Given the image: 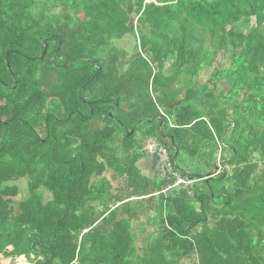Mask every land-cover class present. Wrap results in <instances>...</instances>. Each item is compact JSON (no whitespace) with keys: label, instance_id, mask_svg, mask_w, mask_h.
Segmentation results:
<instances>
[{"label":"trees","instance_id":"trees-1","mask_svg":"<svg viewBox=\"0 0 264 264\" xmlns=\"http://www.w3.org/2000/svg\"><path fill=\"white\" fill-rule=\"evenodd\" d=\"M127 35L133 55L113 43ZM142 127L190 189L157 194L169 182L142 175ZM200 151L223 170L184 171L178 158ZM20 180L30 195L16 203ZM25 251L35 264H264V0H0V254Z\"/></svg>","mask_w":264,"mask_h":264},{"label":"crops","instance_id":"crops-1","mask_svg":"<svg viewBox=\"0 0 264 264\" xmlns=\"http://www.w3.org/2000/svg\"><path fill=\"white\" fill-rule=\"evenodd\" d=\"M178 87V86H177ZM185 91V90H184ZM181 98H183V96H181ZM171 122H172V120H171ZM173 123V122H172ZM146 130H147V128H141L140 129V131H143V133L145 134L146 133ZM167 132V131H166ZM123 133H124V129L122 130V131H119V133L118 134H120L121 135V137L123 138ZM149 137H151V136H146V134H145V139L144 140H146L147 138H149ZM154 137H156V136H154ZM157 138V137H156ZM118 140V139H117ZM143 140V139H142ZM144 140H143V142H144ZM157 140L159 141V139L157 138ZM142 142V143H143ZM160 142V145H162L163 147H165L168 151H169V153H170V155H171V158H172V160H173V162L175 163V165H177V161L173 158V156H172V154H171V151L166 147V143L165 142H163V141H159ZM116 146H118V148H122V146H123V143L121 144H119V142H118V144H116ZM142 150H143V148H142ZM145 152V151H144ZM146 153V152H145ZM200 153H201V155H199V156H201L203 159H204V157H205V155H203L204 154V151H200ZM145 155V156H144ZM143 155V157H142V159L138 162V165H139V167L141 168V172H142V175L143 176H145V177H149V178H151V179H154V180H156L157 182H160V181H162L163 179V176H162V173H161V169H160V161H159V157L157 156V155H150V154H144ZM188 154H183L182 155V157L183 156H187ZM198 157V156H197ZM201 158V159H202ZM184 165H187L188 164V160H187V158L186 157H184ZM209 162H212V161H203V164H204V169L205 170H208L207 168H209L210 166L208 165V163ZM216 164H218L220 167H222V165H221V163H219L218 161H217V163ZM218 166V167H219ZM218 167H217V170H218ZM199 169H201V168H199ZM198 169V170H199ZM216 170V169H215ZM215 170H213V171H215ZM217 170L215 171V172H217ZM177 171V170H176ZM219 172V171H218ZM114 174H115V176L117 177H114ZM106 175H107V177L111 180V182H112V184H113V194L115 193V191H116V189L115 188H117L118 187V185H117V180H118V174L114 171V170H111L110 168L108 169V171H107V173H106ZM19 185V184H18ZM19 188H20V190H19V194H18V196L16 197V200H18V201H22V200H24V199H26L27 197H29V195H30V190H29V188H25V187H22V186H19ZM46 196H48L49 198H50V196H49V194L47 193L46 194ZM112 207H114V206H112ZM145 223H146V220L143 218V217H139V218H133V227L135 228V230H137V231H139L142 227H144L145 226ZM147 224V223H146ZM102 228L103 229H105V230H110L111 228H112V223H105V224H103L102 225ZM148 228H153V227H151V226H149ZM150 231V230H149ZM147 233V232H146ZM146 237V236H145ZM32 256V258H34V254H31ZM22 257L23 258H26V256H25V254H22L21 256H19V257H17V258H21L22 259ZM27 259H29V258H27ZM0 260H1V262H2V264H4V262L5 261H7V260H9V262H10V256H4L3 254H0ZM31 260V259H30ZM32 261H33V259H32Z\"/></svg>","mask_w":264,"mask_h":264},{"label":"rangeland","instance_id":"rangeland-1","mask_svg":"<svg viewBox=\"0 0 264 264\" xmlns=\"http://www.w3.org/2000/svg\"><path fill=\"white\" fill-rule=\"evenodd\" d=\"M113 43H114V45L115 46H118V47H120V48H124V49H126L128 52H130L132 55L135 53V41H134V38H132V36L131 35H127L125 38H123V39H118V40H114L113 41ZM223 55V54H222ZM221 62L222 63H224V64H229V57L228 56H221ZM128 63H129V61L128 62H126V63H124V68L128 65ZM171 65V64H170ZM214 71V67L213 66H210L209 68H207V69H205L204 70V73L203 72H201L202 73V75H201V77L199 76V77H195L196 79V81L199 83V82H202V81H204L205 79L207 80V81H209L210 82V79H208V78H211L210 77V74H211V72H213ZM227 80L225 79L223 82H221L220 84L223 86L224 84H225V82H226ZM227 83V82H226ZM216 87H217V85H216ZM222 88V87H221ZM223 89V88H222ZM229 88L228 87H226L225 86V90H228ZM184 93H185V91H180V97L181 96H184ZM235 118H238V115H236L235 116ZM143 127H145L144 125H143ZM142 127V128H143ZM133 131L134 130H131V134L133 133ZM139 138H142V139H144L145 138V135H144V133H143V131H137V133H136V136H135V140H137V139H139ZM117 139H118V142H119V144L122 142V137H121V135L119 134L118 136H117ZM184 157H186L187 158V160H188V164L187 165H184L183 163H184ZM202 157L201 156H198V157H195V155L194 154H188L187 156H180L179 158H178V162H180V164L182 165V169L184 170V171H186V172H188V173H194V171L195 170H198L199 168H201L202 170L204 169V164H203V161H202V159H201ZM204 159H205V157H204ZM207 160H211V159H207ZM217 161H219V163H220V159H218ZM223 168V167H222ZM217 170V168H216V165L215 166H210L209 168H208V170L209 171H213V170ZM205 170V169H204ZM215 170V171H216ZM114 177H116L115 176V174H114ZM117 178V177H116ZM26 179H28V178H25V180ZM25 180H20V181H18L16 184H19L20 186H22V187H25V188H28V186H27V184H26V181ZM24 181H25V184H24ZM121 179L119 178V182H118V180H117V183H118V187L117 188H115L116 189V191L115 192H118L120 189H121ZM225 184H230V182L229 181H226V183ZM50 198L48 197V196H45V200H49ZM132 199H134V198H132ZM19 201L18 200H16V203H18ZM114 205V204H113ZM112 205V206H113ZM142 235H143V233L141 234V237H142ZM144 238H145V235H143V237H142V239H141V241H143L144 242ZM139 246H140V239H139ZM27 247V246H26ZM26 247H25V250H26ZM25 252H27V253H25V256H26V258H31V253H29V251H25ZM31 252H35V251H33V250H31ZM6 256H10V262H9V260H7V261H5L4 262V264H14V262H15V260H17L18 258L17 257H19V256H17V254H10V255H6ZM35 257V256H34ZM23 258V257H22ZM0 264H2V262H1V260H0Z\"/></svg>","mask_w":264,"mask_h":264},{"label":"built area","instance_id":"built-area-1","mask_svg":"<svg viewBox=\"0 0 264 264\" xmlns=\"http://www.w3.org/2000/svg\"><path fill=\"white\" fill-rule=\"evenodd\" d=\"M143 150L150 155H157L160 161V169L163 178H165L169 184L162 191L167 192L168 190L182 186L184 189H190L194 183V179L182 176L176 172V166L173 162L169 151L160 145V142L154 138L149 137L144 141ZM14 264H35L32 260L27 258H18Z\"/></svg>","mask_w":264,"mask_h":264},{"label":"clouds","instance_id":"clouds-1","mask_svg":"<svg viewBox=\"0 0 264 264\" xmlns=\"http://www.w3.org/2000/svg\"><path fill=\"white\" fill-rule=\"evenodd\" d=\"M163 110V109H162ZM154 137V136H153ZM154 138H156V137H154ZM157 139V138H156ZM145 141V140H144ZM143 147H144V142H143ZM142 147V148H143ZM144 151V150H143ZM219 159H220V154H219ZM219 162V161H218ZM220 163H221V160H220ZM176 172L178 173V174H180V175H182V176H185V177H187V175H183L177 168H176ZM223 170V168L222 167H218V170L217 171H222ZM161 193H164V192H158L157 194H161ZM150 197V195H148V196H142L141 198H149ZM134 199H137V197H133Z\"/></svg>","mask_w":264,"mask_h":264},{"label":"water","instance_id":"water-1","mask_svg":"<svg viewBox=\"0 0 264 264\" xmlns=\"http://www.w3.org/2000/svg\"><path fill=\"white\" fill-rule=\"evenodd\" d=\"M44 44H45V49H44V51H43V54H42V56L46 53V50H47V39L46 40H44ZM99 70V69H98Z\"/></svg>","mask_w":264,"mask_h":264}]
</instances>
